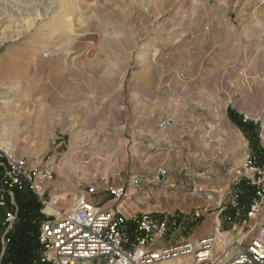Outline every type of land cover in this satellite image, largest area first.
Masks as SVG:
<instances>
[{
  "label": "rangeland",
  "instance_id": "obj_1",
  "mask_svg": "<svg viewBox=\"0 0 264 264\" xmlns=\"http://www.w3.org/2000/svg\"><path fill=\"white\" fill-rule=\"evenodd\" d=\"M73 88L77 99L65 96ZM0 99V203L10 156L53 172L62 209L89 186L102 204L163 165L169 177L152 201L132 197L146 207L162 194L177 223L154 249L211 237L215 259L246 230L238 218L232 232L218 200L197 198L194 185L235 190L225 168L252 147L234 121L247 116L264 150V0H0ZM126 208L134 233L140 214Z\"/></svg>",
  "mask_w": 264,
  "mask_h": 264
},
{
  "label": "built area",
  "instance_id": "obj_2",
  "mask_svg": "<svg viewBox=\"0 0 264 264\" xmlns=\"http://www.w3.org/2000/svg\"><path fill=\"white\" fill-rule=\"evenodd\" d=\"M168 119L164 120L163 125L170 123ZM248 119L246 116L244 121L247 122ZM259 132L264 147V125H261ZM225 171L235 190L231 191V204L220 206L219 216L228 223L232 232L238 229L239 223L246 231L241 240L235 241L231 247L226 245L224 252L215 259L210 256L214 241L211 237L201 239L196 249L192 247L193 243H184L155 250L160 239L170 230L177 229V223H170V214L167 213L163 214L162 219L149 213L140 214L135 222V232L132 233L128 220L120 211L128 197L126 186L107 190L113 202L111 208L105 204L93 203L91 199L98 194V190L95 186H89L86 192L75 199L72 208L67 205L62 209L60 205L65 199L52 196L48 188L54 180L53 172L49 168L31 167L25 159L14 156L7 158L2 184L13 204L12 190L25 188L41 205V264H164L167 260L186 256L182 255L183 250L186 251L183 247H189L187 255H192L194 264H264V161L248 149L239 166L225 168ZM210 172L206 170L202 176L208 178ZM167 177V170L158 167L150 170L148 177H135L132 185L145 199H150L154 187L163 184ZM172 187L183 190L185 183L177 181ZM194 191L197 198L209 204L217 199L216 193L200 185L195 184ZM229 209L237 212L235 219L225 214ZM206 212V207L195 211L192 219L199 221ZM16 219L17 211L6 217V229L2 237L3 251L9 243L6 236ZM249 235L253 237L244 245Z\"/></svg>",
  "mask_w": 264,
  "mask_h": 264
},
{
  "label": "trees",
  "instance_id": "obj_3",
  "mask_svg": "<svg viewBox=\"0 0 264 264\" xmlns=\"http://www.w3.org/2000/svg\"><path fill=\"white\" fill-rule=\"evenodd\" d=\"M244 135L250 140L253 152L263 162V150L259 145L257 130L252 123L234 121ZM14 204L8 193L2 195L4 202L0 203V264H41L39 257L40 221L42 219L41 205L37 198L28 189H13ZM17 211V219L11 231L7 234L9 243L4 253L1 252V238L5 232V220L8 214ZM3 253V254H2Z\"/></svg>",
  "mask_w": 264,
  "mask_h": 264
},
{
  "label": "crops",
  "instance_id": "obj_4",
  "mask_svg": "<svg viewBox=\"0 0 264 264\" xmlns=\"http://www.w3.org/2000/svg\"><path fill=\"white\" fill-rule=\"evenodd\" d=\"M147 166H149V164ZM162 167H163V165H162ZM168 177H169V174H168ZM168 177L166 178V180H165V182L163 184H161L159 186H156V187L162 188L164 185H166ZM210 177H211V172H210V176L208 178H205V177L204 178L205 179H209ZM205 189L208 190V191H213L214 193H216V198L218 200L217 203H218L219 206H221V205H230L231 202L233 201L232 192H231V190L229 191V188L225 189V188H221L219 186L216 187L214 185H208V187H206ZM137 193L140 194V192L136 188H134L133 185L131 184V187L128 188V197H127V199L124 202L125 207H127L125 209V213H126L127 218H132V217L136 216L137 214H143V213H149V214H153V212H155V213H167V212H165L163 210V206H162V203L160 201L161 198H163L162 194H159V193L156 194L155 201L157 203L155 205L154 204H151V205H147L145 207V204H142L143 202L141 200H139V199L133 200L132 197L135 194H137ZM96 197L97 196L93 197L91 200H92L93 203H95V204L98 205L99 202L97 201V198ZM102 198H105L104 199L105 202L102 203V204H105L106 207L111 208L113 206V202H112L111 199H108L106 197H102ZM152 198H153V193H152V197L150 199H145L143 197V199L147 203L148 202H151L152 201ZM243 199L244 200H248L247 198H243ZM233 211L234 210L229 209V213L230 212L232 213ZM218 214H220V212ZM226 214H228V212H226ZM208 235H210V234H206V236H208Z\"/></svg>",
  "mask_w": 264,
  "mask_h": 264
},
{
  "label": "bare ground",
  "instance_id": "obj_5",
  "mask_svg": "<svg viewBox=\"0 0 264 264\" xmlns=\"http://www.w3.org/2000/svg\"><path fill=\"white\" fill-rule=\"evenodd\" d=\"M41 49H38L37 51L39 52ZM256 67V66H255ZM92 69V68H91ZM258 69V68H257ZM89 70V69H88ZM91 72V71H90ZM102 83V82H101ZM102 85H104V87L106 86V87H109V84L108 83H104V84H102ZM80 91V89L79 88H73L72 90H69L68 92H65V96H69V94L70 95H73V98L74 99H77L76 98V95L75 94H77V97H78V95L80 94V93H78ZM1 100V99H0ZM5 100V99H4ZM6 101V100H5ZM5 103V102H4ZM64 104L63 102H60V104ZM7 104V103H6ZM1 110V109H0ZM76 145V143L75 142H73L72 143V146L74 147ZM73 158V157H72ZM76 158V157H75ZM73 164V163H72ZM72 164H70L69 163V166H68V169L69 170H74V165H72ZM76 164V163H75ZM76 169V168H75ZM75 200V199H74ZM217 224L218 223H216V228L214 229L215 230V232H216V234L218 235V233H217V229H218V227H217ZM192 247L194 248V249H196V248H198V245H192ZM183 248H186V251L185 250H183V254L182 255H186V256H188L187 254L189 253V251H188V249H189V247H183ZM186 256H182V257H177V258H175V260H167V261H165V263L164 264H194V261H192V259H190V257H186Z\"/></svg>",
  "mask_w": 264,
  "mask_h": 264
}]
</instances>
